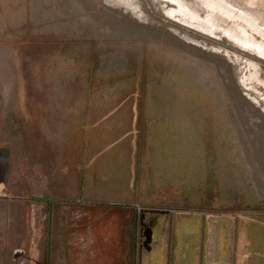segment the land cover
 <instances>
[{
  "label": "rangeland",
  "instance_id": "374dc122",
  "mask_svg": "<svg viewBox=\"0 0 264 264\" xmlns=\"http://www.w3.org/2000/svg\"><path fill=\"white\" fill-rule=\"evenodd\" d=\"M166 1L127 0L138 9L134 14L125 0H0V264H46L47 207L51 204L44 202L45 207L39 201L49 199L60 180L52 176L63 164L57 141H74L68 146V159L75 171L81 163V149H85L78 145V137L89 133L39 130L32 122L27 124V117L30 121L36 118L35 106L29 102L34 90L59 93L58 105L65 100L60 96L65 90L73 107L84 105L85 97L88 100L98 93L110 95L113 104L119 94L130 91V77L136 72L130 64L140 59L143 47L152 50L141 57L142 63L152 66L140 67L138 74L155 77V95L161 91L157 75L163 73L185 77L187 90L201 87V100H196L201 141L191 140L194 124L189 128L187 121L185 132L172 137L176 141L169 143V160L164 163L153 151L157 147L149 144L158 130L138 129L134 182L136 198L142 204L136 207L138 231L140 218L148 212L145 208L154 206L211 218L239 214L258 219L261 225L256 224L255 229L264 233V60L245 51L246 44L254 45L251 36L263 44L264 40L248 29L239 14L245 12L264 27V0H182L192 14L191 26L166 19L162 8L176 9ZM34 59L42 61L40 74ZM255 66L259 81H251V89H245L240 80ZM193 77L196 82H190ZM166 93L164 89V97ZM170 93V106L182 108L181 98L172 90ZM193 105L186 97L187 118L193 114L188 108ZM130 131L110 130L106 136L117 144L131 138ZM156 156L158 161L153 160ZM105 175L113 184L124 183L117 176ZM70 180L77 187L83 181L88 183L76 173ZM95 180L89 178L90 185ZM45 188L48 193L41 194ZM122 196L127 202L135 200L126 192ZM96 210L101 214L111 211ZM54 212L56 218L70 213L61 207ZM74 212L68 217L79 218L84 213ZM62 218L54 223L61 235L65 228ZM114 227L106 217L89 231L106 248L108 236L101 235H110ZM159 251L160 245L154 257ZM58 261L66 263L63 257ZM70 261L88 264L90 259L74 256Z\"/></svg>",
  "mask_w": 264,
  "mask_h": 264
},
{
  "label": "crops",
  "instance_id": "0c3cea01",
  "mask_svg": "<svg viewBox=\"0 0 264 264\" xmlns=\"http://www.w3.org/2000/svg\"><path fill=\"white\" fill-rule=\"evenodd\" d=\"M148 50L152 49L143 47L140 59L137 58L135 65L130 64L135 66L136 70L130 77V91L124 95L119 94L116 98L118 101L113 104L110 95L98 93L88 100L85 97L84 105L73 107L71 101L66 99L71 96L65 90L60 95L65 100L58 105L55 99L59 97V93L41 88L34 90L32 102H29L35 106L36 118L30 121L27 117V124L32 122L39 130L89 132L84 134L85 137L82 134L78 137V145L85 149H81V163L76 165V172L72 160L68 159V146L74 141H57L58 154L63 157V164L52 176L60 180L49 192L52 196L39 201L41 206L47 207L44 202L51 204V207H47L50 228L45 248L46 264H59V257L65 258V264H73L70 258L74 256L90 259V264H264V233L261 234L255 229L256 224L261 225L255 218L239 214L211 218L209 215L203 216V213L171 212L148 206L145 208L148 212L140 218L138 231L136 207L142 205L138 202L137 192L134 190L138 129L147 127L158 130L156 137L150 138L149 144L157 147L153 151L157 156H162L159 160L164 163L169 160L166 159L167 153H170L169 143L176 141L172 137H175V133L185 132L187 121L190 123L189 128L192 127V122L194 124L191 140L201 141V112L196 105V100H201V87L199 90H187L185 77L177 73H163L157 75L156 81L160 83L157 87L161 91H156L155 95V77H143L138 74L140 67L152 66L142 63L141 57ZM34 60L35 70L40 74L43 71L42 61L40 59L38 63V59ZM52 65L51 61V71ZM195 78L190 79V82H196ZM164 89L167 91L165 97ZM171 90L181 98L182 108L170 106ZM22 96L24 99L25 95ZM186 97H190L191 103L195 104L188 107L193 111L188 118ZM19 105L22 107V100ZM21 112L23 113V110ZM128 129L131 130L128 135L131 138L120 140L117 144L111 143L112 140L106 136V131ZM88 147L91 152H87ZM157 156L154 161H158ZM82 161H86L84 166ZM75 173L77 177L87 179L88 183L83 181V185L74 186L70 179L75 177ZM105 173L119 177L125 185L119 181L115 184L113 181L109 182L104 179ZM89 178H99L101 181L95 180L94 184L90 185ZM45 190L46 188L40 193H48ZM125 192L135 200H123L122 194ZM60 207L70 211L68 216L76 214L74 211H84L79 218L60 217L65 219V228L61 229L62 235L57 233L60 232L59 229L54 228L55 220H60L59 217L56 218L54 210ZM99 208L111 211L101 214L96 210ZM106 217L111 218L115 227L110 235H101L105 239L108 236L109 241L108 246L102 248L100 238L92 235L89 229L95 226V222ZM159 245L158 256L154 257L153 252Z\"/></svg>",
  "mask_w": 264,
  "mask_h": 264
},
{
  "label": "bare ground",
  "instance_id": "6f19581e",
  "mask_svg": "<svg viewBox=\"0 0 264 264\" xmlns=\"http://www.w3.org/2000/svg\"><path fill=\"white\" fill-rule=\"evenodd\" d=\"M126 1L127 0H125L124 4H128L127 6L129 8L132 7L131 9H132V12L134 14L139 13L138 9L134 6V4L126 3ZM165 3L168 5L172 4V5L176 6V9H170L166 6H164L162 8V13L166 17V19H168L170 21H174V22H180L184 26L190 25L188 20H193V17H192V14H190L189 12H187L185 10V5L183 4L182 0H169V1H166ZM233 11H234L233 8H231L230 13H232ZM239 14L242 15L245 18L246 22L248 23V29L251 30L252 32H254V34L256 36H259L260 39L264 40V27H261L260 25H258L257 22L255 20H253L252 18H250V16L248 14H246L245 12H239ZM175 33L177 34V31H175ZM208 36L212 39L219 40V38L216 35H214L213 33H210V34L208 33ZM251 39H252L255 46L250 45V44H246V45H248V47L245 48V51H247L249 53H253L254 55H257L259 58L264 60V44L261 42H258L255 37L251 36ZM243 41L248 42V39L244 38ZM225 55L230 56V57H234V55H231L228 52H226ZM257 60H259V59H257ZM259 61H261V60H259ZM257 70L258 69L256 66L252 67V69H250L249 76L241 78L240 83L245 89H248V90L251 89V87L249 86L251 81H253V80L259 81V80H257V76H258ZM263 85H264V83H263Z\"/></svg>",
  "mask_w": 264,
  "mask_h": 264
},
{
  "label": "flooded vegetation",
  "instance_id": "af4514ba",
  "mask_svg": "<svg viewBox=\"0 0 264 264\" xmlns=\"http://www.w3.org/2000/svg\"><path fill=\"white\" fill-rule=\"evenodd\" d=\"M258 71V75H259V69L257 70ZM259 78H260V76H259ZM246 96V95H245Z\"/></svg>",
  "mask_w": 264,
  "mask_h": 264
}]
</instances>
